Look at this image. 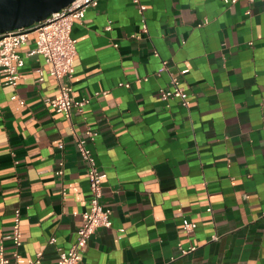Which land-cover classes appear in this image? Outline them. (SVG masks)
<instances>
[{
    "label": "crops",
    "instance_id": "obj_1",
    "mask_svg": "<svg viewBox=\"0 0 264 264\" xmlns=\"http://www.w3.org/2000/svg\"><path fill=\"white\" fill-rule=\"evenodd\" d=\"M71 34L78 53L64 83L90 98L72 118L45 103L61 89L41 56H27L35 34L19 48L16 88L0 76V246L10 264L15 252L22 264H57L74 244L89 209L77 148L88 128L112 226L91 237L85 264H264V0H100ZM171 73L188 106L160 97ZM16 209L19 248L5 239Z\"/></svg>",
    "mask_w": 264,
    "mask_h": 264
},
{
    "label": "built area",
    "instance_id": "obj_2",
    "mask_svg": "<svg viewBox=\"0 0 264 264\" xmlns=\"http://www.w3.org/2000/svg\"><path fill=\"white\" fill-rule=\"evenodd\" d=\"M100 0H75L68 6L53 13L48 19L35 23L33 26L20 28L15 31L0 34V76L5 80V84L16 88L20 79V70L25 65V56L19 53L20 46L29 41L32 34L36 36V46L28 52L27 56L39 55L45 63L50 66V74L58 81L61 94L58 98H47L45 103L51 106L55 112L62 114L65 118H72L74 112H82L84 107L90 102V98L76 100L72 96L71 87L64 83V80L73 77L75 69L74 63L77 57V42L72 37V27L75 22H80L85 17L86 11L91 7H96ZM138 4L140 0H132ZM238 0H224L226 4H234ZM250 3L255 0H248ZM144 23V20H143ZM143 31H146V25H143ZM155 55L158 53L155 51ZM169 62L163 61L158 72L169 71ZM41 78L43 72L39 70ZM186 73V71H182ZM128 86V85H126ZM159 95L164 100L178 99L183 106L189 105V97L185 87L182 86L180 79L171 73V82L169 88H161ZM18 99L24 104L17 95L12 97ZM85 138L77 140V148L82 159L87 163V173L89 179V209L82 214V225L77 230V237L74 244L65 251L59 253L57 264H85L83 254L87 248L88 242L95 232L100 228H110L112 226L111 210L103 203V180L106 175L99 169L92 151L88 147V140L94 141L97 132L88 128L85 132ZM64 173L62 167L57 171L58 176ZM63 195H66L63 190ZM21 210L14 212L13 229L11 235L5 239L11 240L15 247L22 245L21 232ZM186 231L194 229L195 224L185 222L183 225ZM51 243L55 242L52 238ZM196 247L181 249L183 254L195 250ZM39 253L38 259L41 257ZM16 264L24 263L23 258L18 252L13 254ZM10 259L5 253L3 244L0 246V264H10Z\"/></svg>",
    "mask_w": 264,
    "mask_h": 264
},
{
    "label": "water",
    "instance_id": "obj_3",
    "mask_svg": "<svg viewBox=\"0 0 264 264\" xmlns=\"http://www.w3.org/2000/svg\"><path fill=\"white\" fill-rule=\"evenodd\" d=\"M75 0H0V34L33 26Z\"/></svg>",
    "mask_w": 264,
    "mask_h": 264
}]
</instances>
